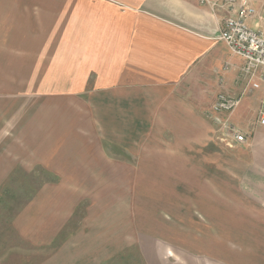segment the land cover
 <instances>
[{
    "label": "crops",
    "instance_id": "obj_1",
    "mask_svg": "<svg viewBox=\"0 0 264 264\" xmlns=\"http://www.w3.org/2000/svg\"><path fill=\"white\" fill-rule=\"evenodd\" d=\"M250 1L257 16L249 26L264 33V0ZM227 16L206 0H0V100L83 104L71 111L86 120L83 134L52 108L26 117L24 140L43 160L61 152L65 136L89 143L93 135L99 162L105 149L97 136H115L110 141L162 170L152 172L153 183L183 186L184 208L207 206L193 215L209 210L264 226L263 91L249 85L244 60L219 39ZM220 94L241 99L229 120L246 143L219 140Z\"/></svg>",
    "mask_w": 264,
    "mask_h": 264
},
{
    "label": "rangeland",
    "instance_id": "obj_2",
    "mask_svg": "<svg viewBox=\"0 0 264 264\" xmlns=\"http://www.w3.org/2000/svg\"><path fill=\"white\" fill-rule=\"evenodd\" d=\"M51 108L83 134L86 120L71 113L82 103L0 100V264H71L75 257L81 264H264V226L209 210L193 215L207 206L184 208L183 186L165 178L153 183L152 172L162 170L149 168L146 154L110 141L115 136H97L102 161L94 160L93 135L89 143L65 136L61 152L43 160L38 146L26 144L24 123Z\"/></svg>",
    "mask_w": 264,
    "mask_h": 264
},
{
    "label": "built area",
    "instance_id": "obj_3",
    "mask_svg": "<svg viewBox=\"0 0 264 264\" xmlns=\"http://www.w3.org/2000/svg\"><path fill=\"white\" fill-rule=\"evenodd\" d=\"M216 10H225L228 16L224 19L220 40L224 42L233 54L241 57L245 66L242 76L248 78L252 88L262 90L263 96L258 111L257 124L264 127V33L249 26V21L257 16L250 0H222L209 3ZM241 99L226 94H220L213 106L215 118L219 124V140L228 145L244 144L246 137L229 118L240 106ZM220 116H227L223 120Z\"/></svg>",
    "mask_w": 264,
    "mask_h": 264
}]
</instances>
